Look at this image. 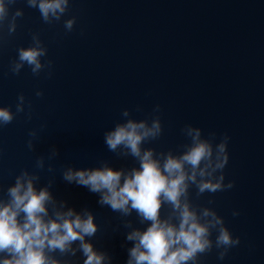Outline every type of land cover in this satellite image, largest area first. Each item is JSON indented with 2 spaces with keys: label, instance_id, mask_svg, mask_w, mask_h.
Wrapping results in <instances>:
<instances>
[{
  "label": "water",
  "instance_id": "1",
  "mask_svg": "<svg viewBox=\"0 0 264 264\" xmlns=\"http://www.w3.org/2000/svg\"><path fill=\"white\" fill-rule=\"evenodd\" d=\"M8 8L0 22V108L14 119L0 124V202L27 173L53 197L49 219L69 209L91 213L98 231L86 242L105 264H128L135 241L127 236L152 222L101 204V193L69 183L65 172L138 169L129 149L106 144L129 121L160 123L141 148L161 164L186 154L199 130L214 154L227 140L229 163L212 177L197 174L181 198L202 224L213 222L205 211L223 221L210 227L212 247L195 264H264V0H68L47 19L28 0H10ZM29 48L44 50L38 72L20 61ZM185 169L191 175V165ZM221 176L223 190L200 192L201 181ZM160 218L178 226L180 211L165 202ZM221 227L239 245L218 247ZM80 243L49 256L84 264Z\"/></svg>",
  "mask_w": 264,
  "mask_h": 264
},
{
  "label": "clouds",
  "instance_id": "2",
  "mask_svg": "<svg viewBox=\"0 0 264 264\" xmlns=\"http://www.w3.org/2000/svg\"><path fill=\"white\" fill-rule=\"evenodd\" d=\"M9 2L0 0V22L9 14ZM28 3L31 7L38 6L47 19L50 15L63 13L68 0H28ZM17 15H22V12ZM73 23L69 21L67 27L71 29ZM44 54L40 48L22 49L19 58L28 65H34L33 71L38 72L42 67L39 58ZM22 66L17 65L15 71L19 72ZM23 100L21 96V104ZM22 110V107H18V111ZM13 119L10 109L0 108V124L11 123ZM159 132L158 121L151 128L145 123L132 121L119 125L107 134L106 144L113 151L121 145L129 149L131 155L140 160L138 169L128 174L110 167L79 171L70 169L65 172L64 179L85 186L93 193H101L100 203L114 211L128 215L136 210L143 220L152 222L146 231L136 230L127 236L128 241H135V246L129 250L128 264H195L197 257L212 247L210 227L223 224V221L215 213L205 211L204 215L212 216L214 223L202 224L197 214L181 198L187 193L188 181H197V174L212 177L218 169L227 166V140L217 146L214 154L213 145L200 138L199 130H194L193 145L186 154L181 157L169 154L161 164L152 151H142L141 148L146 138L155 137ZM202 163L205 164L204 168H201ZM186 165H191V175L186 171ZM223 180L221 176L218 182L211 179L201 181L200 192L223 190ZM227 187H232V184ZM8 195L9 202H0V254H7L10 258H0V264H60L49 253L56 250L68 252L77 240L81 242L80 250L86 257L84 264H105V254L97 252L94 245L85 239L98 231L91 213L82 215L69 209L67 212H57L55 219H49L48 204L53 197L47 188L38 190L34 178L27 173L17 178ZM165 202L180 211L178 226L161 220L160 213ZM216 243L218 247L228 249L239 245L240 240L234 239L227 228L221 227ZM225 255L226 252H222L219 259L223 261Z\"/></svg>",
  "mask_w": 264,
  "mask_h": 264
}]
</instances>
